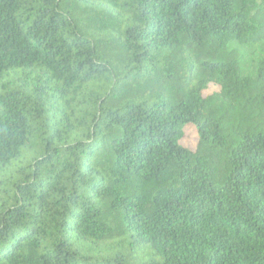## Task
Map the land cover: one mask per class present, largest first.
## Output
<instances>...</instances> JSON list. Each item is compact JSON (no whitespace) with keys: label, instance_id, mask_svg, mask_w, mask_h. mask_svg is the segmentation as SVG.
<instances>
[{"label":"trees","instance_id":"obj_1","mask_svg":"<svg viewBox=\"0 0 264 264\" xmlns=\"http://www.w3.org/2000/svg\"><path fill=\"white\" fill-rule=\"evenodd\" d=\"M256 43L264 0H0V264H264Z\"/></svg>","mask_w":264,"mask_h":264},{"label":"rangeland","instance_id":"obj_2","mask_svg":"<svg viewBox=\"0 0 264 264\" xmlns=\"http://www.w3.org/2000/svg\"><path fill=\"white\" fill-rule=\"evenodd\" d=\"M255 49V53L259 50V48L264 49V43L263 44H252L250 47L247 46H241L239 48V51L244 52L247 54L246 56V60L249 63V61L254 60L256 57L254 56V52L250 53L249 50L250 49ZM215 89V87H211V90ZM197 137H196V133L195 130L192 126H186L185 128V134L183 139L180 141L184 146H187L189 148H194L195 143H196Z\"/></svg>","mask_w":264,"mask_h":264}]
</instances>
